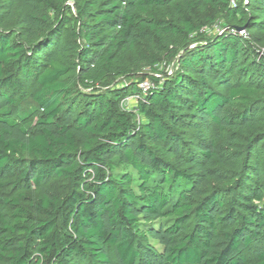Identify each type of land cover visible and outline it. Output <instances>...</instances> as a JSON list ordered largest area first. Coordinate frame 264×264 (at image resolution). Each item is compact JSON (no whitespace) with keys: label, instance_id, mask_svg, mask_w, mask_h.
Wrapping results in <instances>:
<instances>
[{"label":"trees","instance_id":"obj_1","mask_svg":"<svg viewBox=\"0 0 264 264\" xmlns=\"http://www.w3.org/2000/svg\"><path fill=\"white\" fill-rule=\"evenodd\" d=\"M70 1L0 0V264H264V54L241 63L252 43L206 38L195 22L208 7L209 22L252 30L249 12L235 0ZM153 45L179 70L135 77ZM58 180L63 195L49 189Z\"/></svg>","mask_w":264,"mask_h":264},{"label":"rangeland","instance_id":"obj_2","mask_svg":"<svg viewBox=\"0 0 264 264\" xmlns=\"http://www.w3.org/2000/svg\"><path fill=\"white\" fill-rule=\"evenodd\" d=\"M71 5H73V1H70ZM235 4L243 5V8L249 12V23L253 25L252 30H249L247 27V24L241 25L236 24L235 26H232L234 24H230L226 21L224 17H220L215 23L209 22V17L215 15V12L211 11L208 7L204 8L202 10V13L200 17L195 20V22L199 23V25H202V30H200L199 34H204L206 38H214L219 36L220 34H223L225 32H230L232 34H237L246 41L252 43L251 47L247 48L248 46L245 45L244 51H242L241 54V63H246L247 65H251L253 63V59L255 57V53L257 52L259 56L264 54V8H261L255 1L250 0H235ZM156 14L169 19L175 14V9L173 7L166 8L164 10H157ZM5 22L6 27L15 26V21H11L9 19L3 20ZM241 29V30H240ZM203 39L202 41H204ZM246 43V42H245ZM175 48H179L180 51L183 50L184 45H181L180 38L176 39L172 43ZM193 44L190 43V48H194ZM199 45V44H198ZM136 60L137 65L131 66L132 75L134 74L135 77L138 73L142 75H158V76H169L174 75L175 72L179 70L178 63L173 58H168L166 52H160L155 45H153L152 48H145L142 47L139 52H137ZM134 58V57H133ZM155 60L154 65L152 62ZM133 59H129V63ZM72 75V74H71ZM134 78V76H129L128 78ZM72 80V78L70 79ZM73 81V80H72ZM248 82H257L259 81V76L256 73V70H253V72L250 74V78L247 80ZM128 82V79L122 78L120 81L114 82V86L121 84H125ZM149 83H152L151 81H148ZM77 83H74L75 85ZM259 96H264V91H261ZM18 108L23 109L26 107L31 106L28 101L18 98ZM139 100L137 101L136 97H131L130 99H125L122 101V108L126 111L135 112L137 106H138ZM137 113V112H136ZM142 120V118H138V121ZM50 191L55 194H65L67 191V185L66 182L62 180H58L54 183H52L49 186ZM19 192L16 191H8V195H11V197L15 196L17 197ZM39 196L38 191H30L25 194V203L24 206H27L30 204L31 201L37 200ZM167 222V221H164Z\"/></svg>","mask_w":264,"mask_h":264},{"label":"built area","instance_id":"obj_3","mask_svg":"<svg viewBox=\"0 0 264 264\" xmlns=\"http://www.w3.org/2000/svg\"><path fill=\"white\" fill-rule=\"evenodd\" d=\"M151 87H152V84L149 83L148 81H144L140 84V90L142 93H146ZM131 97H136L137 101L140 100V95H138V96L133 95V96H130L126 99H130Z\"/></svg>","mask_w":264,"mask_h":264},{"label":"water","instance_id":"obj_4","mask_svg":"<svg viewBox=\"0 0 264 264\" xmlns=\"http://www.w3.org/2000/svg\"><path fill=\"white\" fill-rule=\"evenodd\" d=\"M241 30V29H240Z\"/></svg>","mask_w":264,"mask_h":264}]
</instances>
